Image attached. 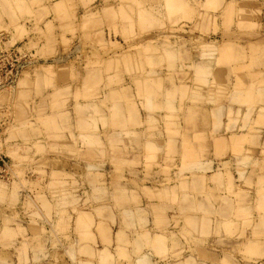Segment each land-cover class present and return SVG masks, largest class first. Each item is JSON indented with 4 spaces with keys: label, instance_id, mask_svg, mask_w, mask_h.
Returning a JSON list of instances; mask_svg holds the SVG:
<instances>
[{
    "label": "rangeland",
    "instance_id": "rangeland-1",
    "mask_svg": "<svg viewBox=\"0 0 264 264\" xmlns=\"http://www.w3.org/2000/svg\"><path fill=\"white\" fill-rule=\"evenodd\" d=\"M57 1L0 0V155L9 166L6 180L0 179V250L19 245L6 232L9 222L21 219L20 211L31 220L53 217L47 196L41 195L46 178L36 182L33 175L59 166L55 149L53 159L38 163L36 171L28 163L23 166L27 159L11 143L36 148L37 155L43 141L55 146L69 140L102 147L89 164L96 174L94 186L108 187L105 178L111 172L133 176L141 170L159 177L151 185L147 179L140 185L129 182L139 187L151 218L154 201L172 207L169 221L159 220L164 227L155 228L170 232L171 250L146 248L148 257L160 260L154 264H264V177L253 174L264 170V0L257 7L252 1L258 0H220L215 7L199 6L203 15L196 17L174 9L177 0H168L166 18L155 21L130 18L119 0L92 8V0H66L60 7ZM208 12L213 14L207 17ZM123 86L144 99L142 108L151 114L147 144L137 154L143 162L137 157V162L123 163L113 145L120 142L104 135L107 121L113 126L116 115L107 120L100 111L110 103L113 87ZM152 96L159 101L153 109ZM173 98L175 106H169ZM81 101L93 103L95 137L86 134ZM142 126L133 123L138 130ZM200 175L202 180L196 178ZM187 185L192 191L207 186L212 203L215 190L222 188V209L202 211L178 198L175 190ZM51 186L50 199L56 202L57 187ZM105 196L117 206L124 203L117 194H94L96 201ZM199 197L207 199L205 189ZM93 213L103 216V211ZM191 217H197L196 227ZM95 232L100 238L96 251L112 247L113 231L106 242L100 225ZM36 251L41 252L38 244ZM97 256L100 264H131L121 254L115 263L109 255Z\"/></svg>",
    "mask_w": 264,
    "mask_h": 264
},
{
    "label": "crops",
    "instance_id": "crops-1",
    "mask_svg": "<svg viewBox=\"0 0 264 264\" xmlns=\"http://www.w3.org/2000/svg\"><path fill=\"white\" fill-rule=\"evenodd\" d=\"M65 1L66 0L57 1V7H60V2ZM74 1L78 2V0ZM105 1L108 3L115 2L114 0H92L89 7L103 6L105 5ZM119 1L120 4H122V9L130 11V18H151L153 21L158 18H166L164 11L169 3L168 0ZM242 1L244 0H237L236 2L240 3ZM259 2V0L252 1V4H255L257 7ZM219 3H221L220 0H214L213 3H208L207 0H177L175 8H173L178 11L186 9L191 11V16L196 17L198 14L203 15V13H200L202 11L199 9V6L207 7L208 4H211V6L215 7L216 5L218 6ZM171 5L173 6L172 3ZM78 12H83V8L80 4L78 5ZM211 14L213 13L208 12L206 15L208 17L211 16ZM218 32L223 33L221 26ZM108 99H111L109 101L110 103L106 105L104 110L101 109L100 114H103V117L107 120L110 119L111 113L112 115H116V123L112 126V124L107 121L106 133L104 135L115 142H120V145L115 143L113 145L121 150V159L123 163H131L133 160L137 162V157L139 159V155L137 154L140 152V147L147 144L146 139L149 136V126H147L148 122L146 120L151 114L142 108L145 100L139 99L133 90H126L124 86L120 88L113 87L108 93ZM174 102V98L172 101L168 100V105L175 106ZM79 104L82 107V116L86 120L87 130H89L86 131V134L87 136L95 137L92 126V119L95 117L93 103L89 101L86 104V102L81 101ZM158 104V99L152 96L150 108L153 109ZM133 123L143 126L138 130L133 128ZM132 133H135L137 137L135 144L131 143V138L133 137ZM102 144L105 146L104 148H106V150L109 148L107 141H102ZM122 145L126 147V150L122 149ZM10 147L14 151H21V157L27 159L23 166H27L26 163H28L27 167L31 168V166H33L35 171L40 163L53 159L51 150L55 149L59 153L56 159L59 166H57L55 170L45 171L44 175L38 174L40 173L38 171L33 175L35 176L34 181H39L42 177L46 178L45 184H48V186L44 188L43 194L41 195L47 196L45 201H47L48 205L51 207L53 217L50 220L44 221L39 218L31 220L29 213L20 211L22 214L21 219L9 222L7 226L9 232H6L9 234L10 238L12 237L11 235H14V238L9 241L17 242L19 245H16L13 250H0V264H100L97 255L101 253H103L104 258H107L108 255L111 256L114 263L117 260L119 261L117 255L119 256L121 254L125 256L126 259L130 260L131 264H138L139 261L143 264H154L155 262L159 263L160 260L153 256L148 257L149 255L146 254L148 245H153L158 253L171 250L169 242L170 232L166 234L163 231H156L155 228L164 227L158 225V223L161 224V222H158L159 220L162 221L163 224L167 220L169 221L171 218V216L168 217L169 209L172 207L170 205L167 206L165 202L163 204H157L156 201H154V203L150 204L151 208L154 210L151 218V216L147 214L148 210L146 209L145 211L143 209V207L149 205L145 203V206H143L145 199L140 196L139 187L131 186L129 183L133 181V179L137 185H140L144 179H147V183L150 185L159 182V177L154 176L153 173L149 174V177H147L141 170L137 171V173H133V176L128 173L116 175L111 172L108 173L105 178L107 179L108 187H100L102 186L101 183H99L100 186L97 187L94 186L96 178L95 171L90 170L89 164L92 165L93 162L95 163L94 155L99 153L97 149L99 151L102 150L101 146L96 148L95 145L89 146L86 144L84 147H81L79 144L74 145L69 140H64L54 146L50 144V142L43 141L39 146V151L42 154L37 155L36 148L34 149L31 146L22 147L20 144L11 143ZM132 149H134V153ZM134 156L135 158H133ZM111 160L112 159L109 158V161ZM139 160L143 162V160ZM256 160L257 158L254 157L252 161L255 162ZM257 163L260 165L262 163V158H260ZM249 172L250 171H248V174ZM256 173L264 177V170L260 173L259 171H255L253 173L254 178L256 177ZM172 177L173 176H170V178ZM196 178L202 180L201 175L196 176ZM113 184L117 186H113ZM51 185L57 187L58 199L56 202L50 199L49 194L51 191L49 190L52 187ZM207 188V186H204L200 187L198 191H192L190 186L187 185L184 186V191L180 188L176 189L175 194L178 198L183 196L184 200L188 199L190 205L195 209L207 211L209 208L212 209V206H214L216 210L222 209L220 198L223 196L219 194L220 190H218L222 188H217V190H215L216 193L213 196L216 199L215 203L208 201ZM255 188L256 186H254L253 189ZM204 189L206 200L199 199V194H201ZM96 190L104 194H109L110 197L117 194L120 199L124 200V203L117 206L111 200H108V196H105L103 200L96 201L94 198ZM172 190L174 191V189ZM37 194L40 193L38 192ZM9 195H11V192H9ZM123 195H126L125 199ZM2 210L6 209L2 208ZM95 210L103 211L102 218L94 216L95 214L93 212H95ZM156 210H159V213ZM118 211H121L120 215L117 214ZM124 215H126L127 220H122ZM150 222L153 226L147 229ZM189 222L195 226L198 222L197 217H191ZM207 222L209 223V220ZM97 225L103 228V242L108 241V236H110L111 231H113L112 238H110V242L113 244L112 247L108 248L102 245L98 247V251H96L95 244L100 242V238L95 232ZM125 227H128V229ZM41 228L45 230L44 233L41 232ZM35 230H39V233L35 234ZM108 230L110 232H108ZM206 232L207 230L205 233ZM116 240L120 241L118 247L115 244ZM200 242L202 241L200 240ZM37 244L40 247V253L36 251ZM53 244L56 246L53 247ZM179 246L181 247L182 244L179 243ZM122 262L123 264H127L126 260H122ZM184 263L185 262H182V264Z\"/></svg>",
    "mask_w": 264,
    "mask_h": 264
},
{
    "label": "built area",
    "instance_id": "built-area-1",
    "mask_svg": "<svg viewBox=\"0 0 264 264\" xmlns=\"http://www.w3.org/2000/svg\"><path fill=\"white\" fill-rule=\"evenodd\" d=\"M8 163L4 160V158L0 155V179H5L8 171Z\"/></svg>",
    "mask_w": 264,
    "mask_h": 264
}]
</instances>
